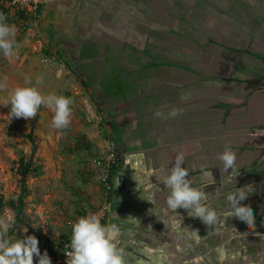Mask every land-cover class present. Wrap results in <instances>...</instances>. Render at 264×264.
Wrapping results in <instances>:
<instances>
[{
  "label": "rangeland",
  "instance_id": "1",
  "mask_svg": "<svg viewBox=\"0 0 264 264\" xmlns=\"http://www.w3.org/2000/svg\"><path fill=\"white\" fill-rule=\"evenodd\" d=\"M41 4L33 12L30 2L0 0V14L17 29L13 58L0 52V197L18 193V158L27 159L30 151L26 138L30 120L11 118L12 90L28 78L44 95L72 98L71 123L64 130L51 127L50 109L38 110L32 162L40 165L41 172L25 179L27 225H21L19 238L41 235L56 241L75 217L68 187L75 180L73 169L83 164L76 165L72 157L85 148L84 135L74 141L77 127L105 123L111 110L116 128L125 132L137 120L155 118L146 109L166 103L176 92L170 88L201 90L202 99L212 93L213 99L224 100V92L231 91L224 76L231 71L241 76L251 64L238 60L237 53L223 45L240 49L248 42L247 48L256 51L264 36V0H43ZM23 9L33 23L30 27L16 18ZM216 76L217 82L209 80ZM37 77L42 84H36ZM105 139L114 141L120 155L114 136ZM254 196V200L263 197L262 188ZM9 213L0 208V218Z\"/></svg>",
  "mask_w": 264,
  "mask_h": 264
},
{
  "label": "crops",
  "instance_id": "2",
  "mask_svg": "<svg viewBox=\"0 0 264 264\" xmlns=\"http://www.w3.org/2000/svg\"><path fill=\"white\" fill-rule=\"evenodd\" d=\"M246 43L248 47L250 43ZM223 47L237 53L234 56L244 64H251L241 70V76L234 71L224 76L229 83L226 88L231 89L224 92V100L213 99L212 93L202 99L201 90L170 88L176 92L166 103L146 109L153 116L161 111L162 118L137 120L123 132L116 128L117 117L108 109L105 123L77 127L74 141L84 135L85 148L72 157L76 165L83 164L73 169L75 180L68 187L74 218L98 204L92 160L103 151L105 138L113 135L119 144L102 224L115 226V243L123 251L125 264H264V36L256 51ZM211 77L214 83L219 79ZM225 146L235 153L234 172H226L218 159ZM181 153L191 186L202 189L217 212L215 226L206 227L185 209L175 213L167 207L169 189L163 180L168 173L164 168L170 169ZM204 172H212V176H204ZM240 188L247 195L242 203L253 210L254 227L225 216L230 211L228 193ZM260 188L263 197L254 200V192ZM68 231L67 225L58 240L46 237L42 243L51 260Z\"/></svg>",
  "mask_w": 264,
  "mask_h": 264
},
{
  "label": "clouds",
  "instance_id": "3",
  "mask_svg": "<svg viewBox=\"0 0 264 264\" xmlns=\"http://www.w3.org/2000/svg\"><path fill=\"white\" fill-rule=\"evenodd\" d=\"M16 34L15 25L7 23V18L0 14V52L7 59L13 58L14 49L17 47ZM36 84H42L41 77H37ZM9 103L11 118L33 119L40 107L46 106L53 112L52 128L64 130L71 123L73 99L55 93L44 95L28 78H25L22 86L12 90ZM155 116L162 118L163 113L157 111ZM218 159L223 163L226 172L236 171V156L228 146H225ZM183 163L184 155L177 154L173 166L170 169L164 168L168 173L163 180L164 186L169 189L166 200L168 209L175 213L178 208L185 209L189 216L199 218L206 227L215 226L219 221L217 212L207 203V194L202 189L191 186L189 173L182 167ZM203 175L212 176V172H204ZM246 198L242 188L228 193L230 211L225 216L254 227L253 210L242 203ZM14 225V213L0 218V264H33L34 256L38 257V264H52L47 251L41 254L36 237L27 236L21 239L9 234ZM116 235L115 226L102 225L97 214L89 212L78 217L71 224V239L67 245L68 250L64 252L66 264H125L123 251L115 243Z\"/></svg>",
  "mask_w": 264,
  "mask_h": 264
},
{
  "label": "built area",
  "instance_id": "4",
  "mask_svg": "<svg viewBox=\"0 0 264 264\" xmlns=\"http://www.w3.org/2000/svg\"><path fill=\"white\" fill-rule=\"evenodd\" d=\"M12 3L19 2L26 4L27 2L31 3L33 9L37 3H41L43 0H11ZM117 149L114 141L112 139H105V144L103 151L97 157L92 160V164L95 170V181L99 188V201L95 207L88 209L85 213H81L78 217L84 216L89 212L97 214L100 217V222L106 214L108 201L110 193L112 190V174L113 168L117 163ZM77 217V218H78ZM77 218H74L71 222L68 223L69 231L62 237L59 252L53 258L52 264H66V256L64 252L68 250L67 245L70 243L71 239V224L76 221ZM103 225V224H102Z\"/></svg>",
  "mask_w": 264,
  "mask_h": 264
},
{
  "label": "trees",
  "instance_id": "5",
  "mask_svg": "<svg viewBox=\"0 0 264 264\" xmlns=\"http://www.w3.org/2000/svg\"><path fill=\"white\" fill-rule=\"evenodd\" d=\"M42 7L41 3H37L35 8L33 9V12H38ZM27 12L23 10H18L16 12V18L20 20H26V27L32 26V22L30 18L27 17ZM75 78L78 80V77L75 76ZM81 84V83H80ZM82 87H84L81 84ZM37 116L33 119H30V127L29 131L26 134V138L30 144V151L29 156L27 159H23L22 157L18 158L17 167H16V173L19 175V191L17 194H15L13 197L2 199L0 197V208L6 207L11 211V213L15 214V225L10 230L9 234L14 235L15 237H20V229L21 225L26 226L27 224L23 221V214H24V206L25 202L24 199L28 194V190L26 188L25 179L28 174L36 175L37 173H40V165L33 164L32 162V156L34 155L37 144H36V136L33 134V122ZM37 240L39 241L38 248H42V243H46L47 239L46 237H43L41 235L36 236ZM53 255V254H52ZM53 261V258L51 262ZM33 264H38V257L33 258Z\"/></svg>",
  "mask_w": 264,
  "mask_h": 264
}]
</instances>
